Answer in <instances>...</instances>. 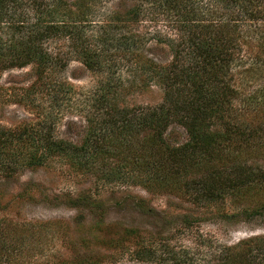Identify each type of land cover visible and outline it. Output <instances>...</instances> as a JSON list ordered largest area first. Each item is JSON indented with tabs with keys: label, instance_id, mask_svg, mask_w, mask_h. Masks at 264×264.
<instances>
[{
	"label": "trees",
	"instance_id": "16d2710c",
	"mask_svg": "<svg viewBox=\"0 0 264 264\" xmlns=\"http://www.w3.org/2000/svg\"><path fill=\"white\" fill-rule=\"evenodd\" d=\"M151 1L149 12L154 15L157 10L169 26L165 32L154 30L147 41L165 46L171 55L166 63L142 53L145 34L132 27L144 14L140 4L124 12L115 5L90 37L85 30L90 17L98 13L99 0H0V71L34 64L41 81L58 63L44 42L63 38L69 42L68 53L88 70L106 75L86 100L92 111L85 116L87 128L79 144L54 140L41 129L1 130L0 167L5 159L8 165L36 167L58 158L82 173L100 170L98 175L106 181L135 178L142 185L177 190L182 196L194 194L195 201L208 204L230 197L242 204L240 216L264 219V167L250 162L264 145V121L247 119V113L233 106L239 95L234 72H246L234 68L245 51L253 60L248 72L262 77L257 88L262 100L250 103L255 108L264 105V0ZM111 20L117 24H106ZM109 48L120 51L113 53V67L120 60L130 61L135 86L155 81L164 88L160 104L141 108L118 102L122 84L114 82L115 77L113 83L110 80L114 70H105ZM140 74L146 78L138 82ZM173 124L185 129L186 141L173 143L164 137ZM10 171L6 167L1 173ZM86 195L81 192L66 202L79 207L88 200ZM0 221V264H21L16 258L29 255L25 238L30 228ZM102 226L107 227L100 222L92 227L100 231ZM124 232L135 242L133 253L138 258L156 259V249L147 247L133 228ZM96 239L104 246L124 247V238L118 236ZM89 242L81 239L87 249ZM94 255L90 250L88 255L40 264H95ZM263 260L264 237L254 236L223 246L216 260L202 264H262Z\"/></svg>",
	"mask_w": 264,
	"mask_h": 264
},
{
	"label": "rangeland",
	"instance_id": "374dc122",
	"mask_svg": "<svg viewBox=\"0 0 264 264\" xmlns=\"http://www.w3.org/2000/svg\"><path fill=\"white\" fill-rule=\"evenodd\" d=\"M139 4L144 14L132 27L145 34L142 53L159 63H166L171 55L165 46L156 45L154 40L147 41L154 30L164 31L169 26L168 21L162 20V15L156 14L157 10L154 15L149 12L151 0H99L98 13L90 17L86 35L98 31L100 23L106 22V12L115 5L124 12ZM106 24L117 22L111 20ZM68 43L63 38L44 42L58 63L41 81L34 64L0 71V131L41 129L54 140L76 144L82 141L87 128L85 116L92 111L85 105L86 100L98 90L100 80L106 75L105 71L88 70L68 53ZM114 52L120 51L110 49L105 52L109 60L105 70H114L110 80L113 83L115 77L114 82L122 84V87L118 86L122 88L118 102L141 108L160 104L164 88L155 81L139 85L141 81L138 80L146 78L145 74L137 76L139 83L135 86L136 74L132 72L130 61L120 60L118 66L113 67ZM245 52L241 64L234 68V71L246 72H234L233 84L239 95L233 106L247 113V119L264 121V105L255 108V104L250 103L251 100H262L257 91L262 77L248 72L253 60ZM164 137L173 143L187 140L185 129L176 124L168 127ZM260 147L262 149L250 162L264 167V145ZM12 163L8 165L5 159L0 167V173L2 168L13 169L0 174V220L30 228L31 234L27 231L25 238L31 248L26 249L30 250L29 255L22 253L16 258L21 264L71 259L78 254L88 255L90 250L94 251L95 264H202L216 260L223 246H233L249 237H264V219L240 216L237 212L242 204L230 197L208 204L203 199L195 201L194 194L182 196L177 190L142 185L135 178L106 181L98 175L102 174L100 170L93 174L82 173L58 158H51L36 167ZM81 192L88 195V200L79 207H71L66 198L76 197ZM98 202L101 205L97 206ZM97 222L107 227L96 230L92 226ZM129 228L143 237L147 247L156 249L155 260L147 259V255L141 259L133 253L136 244L124 232ZM99 236L106 237L105 241L115 236L124 238V247L101 245L96 239ZM82 238L90 240L88 249L81 244Z\"/></svg>",
	"mask_w": 264,
	"mask_h": 264
}]
</instances>
